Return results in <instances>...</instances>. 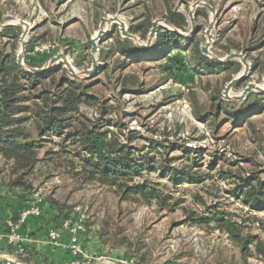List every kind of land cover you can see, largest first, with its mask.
<instances>
[{
    "label": "rangeland",
    "instance_id": "rangeland-1",
    "mask_svg": "<svg viewBox=\"0 0 264 264\" xmlns=\"http://www.w3.org/2000/svg\"><path fill=\"white\" fill-rule=\"evenodd\" d=\"M169 9L186 17L183 28L168 20ZM190 12L198 26L191 42L170 29L172 25L189 34L193 29ZM114 16L120 17L143 42L148 39L152 22L160 19L151 51L122 35L119 24L112 23L98 44L99 50L93 52L90 40L100 29L102 19ZM21 20L30 24L25 66L43 67L53 56L64 53L80 76L73 77L63 61L50 70L60 80L67 74L89 83L93 99L81 105L83 120L98 121L100 130L109 132L107 138L115 133L121 143L134 148L135 156L152 160L155 169L143 170L129 184L146 180L161 198L167 199L161 204L159 198L123 193L117 185L77 178L62 167V162L46 166L44 161L31 175L33 187L28 195H52L74 206L78 214H87L93 224L106 223L117 238L126 237L132 253H126L116 264H137V251L148 264H264V256L256 252L255 244L244 255L225 226L199 219L220 212L227 221L239 224L243 236L255 234L264 240V209H251L235 195L241 176L256 171L264 179V101L252 110L248 108L251 102L242 107L244 99H230L235 101L232 107L243 111L233 119L223 112L214 121L208 110L216 100L214 93H222L224 98L228 72L214 67L200 69L195 66L197 62L190 65L186 59L195 57L192 52H173L180 44L206 45V30L212 25L211 55L223 58L232 52L242 53L252 67L241 85L232 88L231 95L241 94L249 82L264 87V0H0V24L12 22L19 27L14 51L17 58L24 26L16 23ZM132 26L139 31L132 32ZM125 38L141 58L117 53L109 61L104 60L101 51L114 42L118 46V40ZM0 42H8L13 52V39L0 35ZM94 56L101 68L87 77L82 72L92 67ZM122 60L126 65L118 70ZM178 60L186 63L170 68ZM107 62L116 70L107 72ZM243 69L242 64L234 77ZM132 76L138 77L139 83L130 82L123 91L120 82L134 80ZM196 112H202L207 120L197 118ZM52 148L59 150L45 143L40 156ZM13 162L0 152V190L14 176ZM172 167L180 173L173 175ZM183 169L197 175L196 182L183 180Z\"/></svg>",
    "mask_w": 264,
    "mask_h": 264
},
{
    "label": "trees",
    "instance_id": "trees-1",
    "mask_svg": "<svg viewBox=\"0 0 264 264\" xmlns=\"http://www.w3.org/2000/svg\"><path fill=\"white\" fill-rule=\"evenodd\" d=\"M168 20L179 28H183L186 24V17L172 9H169ZM146 22L148 23L149 19ZM18 30L19 27L9 25L0 32L3 37L13 39L11 43L13 52L9 50L8 42H0V152L6 160L14 161L12 171L14 176L6 183V187L13 194H15V190L23 191L25 192L23 194L17 192L19 195L17 196L26 197L33 187L31 175L38 168L40 162L44 161L46 166L62 162V167L68 173L74 172L77 178L82 176L83 180L98 179L102 183L117 185L123 189V193H141L147 198H159L161 204H165L167 198H161L146 180L142 183L129 184L136 176H141L143 170L155 169L154 166H151L153 161L149 159L144 161L143 157L135 156L134 148L121 143L117 134L114 133L110 138H107L109 132L100 130L98 121L87 118L83 120L81 105L92 103L91 99H93V96L89 95L87 81L72 78L67 74H63V79L60 80L59 77L53 75L51 70L44 74L31 73L18 64L17 54L14 52L20 37ZM131 30L132 32L139 31L136 26H132ZM185 41L191 42V37L186 38ZM118 42V46L114 42L107 50L101 51L104 60L109 61L117 53L128 58H132L138 53L128 38L121 42L118 40ZM174 48L186 51L187 55L191 52L194 54L193 59L186 56L190 65L197 62L195 66L198 65L200 69L214 67L220 71L228 72L226 83L231 81L242 68V64L237 60L223 64L212 60L203 53L200 43L194 47H185V44H180ZM154 50L156 49H153L152 52ZM130 55L132 56L130 57ZM135 57L139 58L140 56L135 55ZM178 63H180L179 60L170 68L184 66V64ZM125 65L126 63L122 60L117 69L122 70ZM106 69H108L107 72H113L116 67L111 65V62H107ZM132 78L134 80L129 82H120L123 91L128 89L130 82L139 83L138 77L132 76ZM222 96V93H214L213 99L216 100L211 106V110H208V116L212 115L214 121L223 112L227 111L230 119H233L235 115L237 116L243 111V109L236 110L231 106L235 102L234 100H228ZM261 101H264V93L251 92L241 102L243 103L241 106H248V102H251L252 104L248 108L251 107L252 110H255L260 107ZM201 113L196 112L195 116L206 121L207 118L202 117ZM47 142L57 146L59 150L48 149L44 152V156H40L39 150ZM172 171L173 175L180 173L174 167H172ZM183 174V177H186L182 178L183 180L196 182L198 179L197 175L186 169H183ZM235 195L243 198L251 209H264V179L256 171L246 177L241 176L236 185ZM47 200L55 209V214L50 217L42 209L43 214L40 217L44 227H49L52 224L57 227L67 219L79 220L81 214L75 211L74 206L61 202L52 195H49ZM90 219L85 220L86 231L90 229V226H94L97 228L102 243L111 247H122L128 255L132 253V245L126 237L117 238L116 232L113 233L109 230L110 228L105 227L106 223L102 222L96 225ZM199 219L204 222L213 220L220 227L225 226L224 229L228 230L232 238L238 242L244 255L248 251H252L250 245L255 244L256 252L264 256V240L255 234L243 236L239 224L227 221L223 213H212L210 216H201ZM194 220L196 221V219ZM139 252L134 253L136 263L148 264V260Z\"/></svg>",
    "mask_w": 264,
    "mask_h": 264
},
{
    "label": "crops",
    "instance_id": "crops-1",
    "mask_svg": "<svg viewBox=\"0 0 264 264\" xmlns=\"http://www.w3.org/2000/svg\"><path fill=\"white\" fill-rule=\"evenodd\" d=\"M182 51L176 49L173 52ZM233 60L242 64L239 59ZM180 63L185 64L186 62L181 61ZM37 194L42 198L43 211L51 217L55 214V209L39 192L26 197H18L8 187L0 190V264H116L121 257L126 255L124 248L111 247L102 243L97 228L94 226H90L88 231L85 229L80 232L83 254L75 255L70 249L71 236L69 232L65 231L58 243L52 242L48 232L49 227H54V224L44 227L42 218L36 215L29 216L19 227L24 251L20 252L9 246L5 239L9 230V222L11 220L17 222L20 213L36 203ZM83 255L87 256V261ZM8 256H12L16 260L10 261L7 259Z\"/></svg>",
    "mask_w": 264,
    "mask_h": 264
},
{
    "label": "water",
    "instance_id": "water-1",
    "mask_svg": "<svg viewBox=\"0 0 264 264\" xmlns=\"http://www.w3.org/2000/svg\"><path fill=\"white\" fill-rule=\"evenodd\" d=\"M205 6L209 7L211 10H213V8L207 4V3H202ZM198 6V4H195V7ZM190 17H191V21L193 24V29L191 30V32L189 34H185L183 33L180 29L172 27V25H170V29L173 30L174 32H176L179 35L185 36V37H192L194 35V33L196 31H198V26L195 24V16L193 12H190ZM119 17L114 16L113 18V22L119 24L120 26V30L122 35L135 39L137 41V45L147 51H151V44L154 40V37L156 36L158 27L161 25V20L157 19L154 20L152 22V27L148 36V39L146 42H143L140 40V38L136 37L133 33H131L128 30V26H126V23L124 21L119 22ZM106 21H108V18H103L102 19V23H101V27L100 29L97 31L96 35L94 37L91 38L90 42L92 44V50L93 52H97L99 50L98 44L101 41L102 37L105 36L106 34L109 33V30L104 28V25L106 23ZM112 22V21H111ZM15 23L12 22H8V23H3L0 24V30L2 28H5L9 25H14ZM19 25H23L24 26V31L21 35V39H22V50L21 52L18 54V64L20 66H22L24 69H26L27 71L31 72V73H36V74H44L47 73L52 67H54L57 63L63 61L65 63V65L68 67V70L71 72L73 77H78L80 76V72H76L74 70V67L69 64L68 59L66 57V55L64 53H59L56 56H53L49 62L43 66V67H32V68H27L25 66V62H24V51L27 47L26 45V36L28 34V32L30 31V24L25 21V20H21L18 23ZM207 36H208V42L206 43V45L202 46V51L203 53H205L207 56H209L212 60L223 64L226 63L228 61H231L233 59H240V61L242 62V64L244 65V69L243 71L237 75L236 77H234L231 81H229L226 85V88L224 90V98L225 99H236V100H242L245 99L247 97V95L251 92V91H263L264 92V87L258 86V84H256L255 82H249L247 84V86L243 89V91L241 92V94L238 95H231V90L233 87L237 86L238 84H240L242 81H244L250 74V70L252 69L250 63L247 61V59L243 56L242 53H238V52H232L230 54H228L225 57H218V56H212L211 55V50L210 47L212 45V41H213V37H212V25H210L208 27V29L206 30ZM101 68V64L98 61V59L94 56L93 57V64L92 67L83 71L82 73L85 74L87 77L93 76L95 73H97L99 71V69ZM264 81V79H263Z\"/></svg>",
    "mask_w": 264,
    "mask_h": 264
},
{
    "label": "built area",
    "instance_id": "built-area-1",
    "mask_svg": "<svg viewBox=\"0 0 264 264\" xmlns=\"http://www.w3.org/2000/svg\"><path fill=\"white\" fill-rule=\"evenodd\" d=\"M36 203L24 209L20 215L19 218L16 221L11 220L9 222V230L5 235L6 242L9 246H12L14 249L19 250L20 252L24 251L23 245H22V237L19 233V227L21 223L26 221L29 216L36 215V216H42L43 211L41 207V201L42 198L39 194L36 195ZM88 218L87 214H81L79 220H64L59 226L57 227H49L48 235L50 237V240L54 243H58L61 241L63 233L65 231H68L71 236V244L70 249L71 251L77 255V254H83V249L80 244V232L85 230V220ZM85 258V261H87V256L83 255ZM8 260H16V258L12 256H8Z\"/></svg>",
    "mask_w": 264,
    "mask_h": 264
},
{
    "label": "bare ground",
    "instance_id": "bare-ground-1",
    "mask_svg": "<svg viewBox=\"0 0 264 264\" xmlns=\"http://www.w3.org/2000/svg\"><path fill=\"white\" fill-rule=\"evenodd\" d=\"M117 17H118V16H117ZM113 18H114V17H110V18H108V21H106V23H105V27H104L105 29H108V25H109V24L114 23V22H113ZM118 20H119V22H122V20L120 19V17H119ZM111 21H112V22H111ZM68 62H69V64H71L69 60H68ZM74 70H75L76 72H78L75 68H74Z\"/></svg>",
    "mask_w": 264,
    "mask_h": 264
}]
</instances>
